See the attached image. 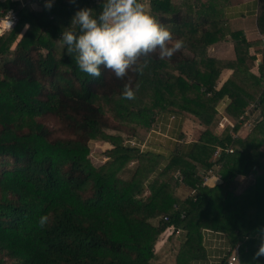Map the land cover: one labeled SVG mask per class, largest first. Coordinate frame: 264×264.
Returning <instances> with one entry per match:
<instances>
[{"label":"trees","instance_id":"obj_1","mask_svg":"<svg viewBox=\"0 0 264 264\" xmlns=\"http://www.w3.org/2000/svg\"><path fill=\"white\" fill-rule=\"evenodd\" d=\"M21 1L0 0V14L13 9L17 16L13 31L0 36V264H190L204 256V229L226 235L225 256L236 248L240 264H264V257L252 259L259 246L254 230L264 225V64L258 76L250 71L262 47L230 28L225 9L231 1L148 0L146 10L172 33L169 45L181 39L184 47L171 59L151 55L150 88L131 101L121 98L122 89L135 88L143 75L117 79L101 68L94 79L59 40L75 11H99V0H53L50 10L45 0L39 9ZM257 2L256 24L264 34V0ZM222 40L233 41V59L206 54ZM222 68L232 72L215 88ZM224 97L238 120L216 133ZM249 103L259 116L245 137H234ZM174 109L207 127L160 166L161 153L126 140L142 143L158 115ZM112 122L131 127V135L107 133ZM95 140L111 146L99 164L89 158ZM195 164L204 171L218 164L222 182L203 185ZM180 183L194 192L179 199ZM41 215L49 217L43 228ZM168 226L174 230L155 251Z\"/></svg>","mask_w":264,"mask_h":264},{"label":"clouds","instance_id":"obj_2","mask_svg":"<svg viewBox=\"0 0 264 264\" xmlns=\"http://www.w3.org/2000/svg\"><path fill=\"white\" fill-rule=\"evenodd\" d=\"M75 4L76 0H69ZM53 0H45L50 10ZM99 11L92 7L78 8L70 24L61 31L59 40L67 55L75 60L78 69L94 79L101 76V68L110 70L117 79L129 73L142 76L151 63L152 54L158 58L171 59L184 47V41L175 40L171 45V31L147 11L140 0H99ZM15 18L11 10L0 14V36L13 31ZM25 29L28 28L26 24ZM135 88L125 84L121 98L134 100ZM49 221L41 215V228ZM259 246L253 253V261L264 257V225L254 230Z\"/></svg>","mask_w":264,"mask_h":264},{"label":"crops","instance_id":"obj_3","mask_svg":"<svg viewBox=\"0 0 264 264\" xmlns=\"http://www.w3.org/2000/svg\"><path fill=\"white\" fill-rule=\"evenodd\" d=\"M229 6L225 9V15L229 26L233 30H239L241 34L248 41H255L259 37L260 31L256 24L257 15V0H230ZM23 1H21V4ZM233 41L222 40L208 46L206 54L210 57L217 59H233L235 57ZM257 46L254 44L250 47L253 51ZM257 54V53H256ZM256 59V55H255ZM254 61V66L250 71L258 76L259 65ZM231 69L222 68L219 76L216 80L215 88H219L226 81L231 74ZM238 101L241 105L245 104V97L241 93H237ZM228 98L224 97L217 105V110L221 114V118L215 128L216 133H219L224 126H233L237 122L238 118L235 117L229 110L226 109ZM259 108L256 104L249 103L246 110L239 116L238 129L233 133L234 137H245L254 126L257 117L259 116ZM171 113H174L171 117ZM252 117V118H251ZM207 127V123L202 119H198L194 115L188 113H181L174 110H168L158 115L155 124L150 129L147 137L143 143L145 148L154 152L161 153L163 159L160 166L164 165L172 151L184 152L188 150L190 144L196 141L200 134V129ZM259 150L262 152V159L264 161V143L259 146ZM214 157L211 158V161ZM253 165L250 163V167ZM213 175L206 178L204 185L212 187L220 184L222 178L218 172L219 165L214 164L211 167ZM251 177V175H249ZM239 180L244 179L243 176L238 175ZM183 184L178 188L179 192L188 190ZM160 239V238H159ZM167 239L161 240V245ZM202 246L204 250V256L198 259H194L190 264H218L223 256L226 255L229 250V241L223 232L212 231L204 229L202 231Z\"/></svg>","mask_w":264,"mask_h":264},{"label":"rangeland","instance_id":"obj_4","mask_svg":"<svg viewBox=\"0 0 264 264\" xmlns=\"http://www.w3.org/2000/svg\"><path fill=\"white\" fill-rule=\"evenodd\" d=\"M24 1V0H23ZM140 2L143 3L145 9H147L149 7V2L148 0H140ZM30 6H32L33 8L35 9H39L40 6H39V3H34V4H31ZM257 38L260 40V37L257 36ZM257 39V40H258ZM261 42V40H260ZM261 44V43H260ZM183 52L186 54V55H190L189 52H187L186 50H183ZM258 54V53H257ZM256 54V55H257ZM141 81H139V89L138 91H136V96H138L139 99L142 98V96L147 92V90L150 88V73L148 71V68L145 69V72L142 76V78L140 79ZM131 101V100H130ZM252 118V117H251ZM49 122L51 124H55L57 125V122L54 120V119H50ZM107 133H112V134H120L123 138H126L128 136L131 135L132 133V129L131 127H127V126H124L122 124H119V123H113L112 122V126L108 127L107 129H105ZM149 132H146L145 135H144V138L147 137ZM126 142H129V141H126ZM110 144L108 142H103L102 140H95V141H91L89 143V158L91 159L92 162L94 163H97L99 164L100 162H102L105 158V156L103 155V152L105 149H108L110 148ZM146 146H144L143 148L144 149H147L145 148ZM212 157H216L214 155V153L212 154ZM128 167H131L133 166V162H129L127 163ZM196 165V171H197V174L200 175V176H203V172H204V169H202V167L199 166V164H195ZM175 176L178 177V179L181 177L180 176V172L176 171L174 173ZM247 180L245 179H242V185L245 184ZM183 184V183H180L176 189H175V195L177 197H179V199H183L184 197L188 196L189 194H192L193 193V189L194 187H190L188 185H185L183 184L184 186H186L187 188H189L188 190L186 191H183V192H179L178 188L180 187V185ZM193 190V191H192ZM148 189H145L143 191V193L139 196V198H143L145 197L147 194H148ZM169 228L171 226H168ZM170 230V229H169ZM172 230V229H171ZM168 232V231H167ZM172 232V231H171ZM164 234L166 233H161L159 236H158V239H157V243H155V246H154V250H159V246L161 244V240L164 239ZM160 238V239H159ZM236 252H237V249L235 248L234 249ZM163 264H168V263H163Z\"/></svg>","mask_w":264,"mask_h":264},{"label":"built area","instance_id":"obj_5","mask_svg":"<svg viewBox=\"0 0 264 264\" xmlns=\"http://www.w3.org/2000/svg\"><path fill=\"white\" fill-rule=\"evenodd\" d=\"M40 1H42V0H25L22 4L28 3L29 5H31V4H34V3H39ZM9 10L12 11V13L14 15V18H15V23H16V21H17L16 12L13 9H9ZM259 37H260V40H261L262 50L256 55L255 61L257 62L256 63L257 65H260L262 63L264 64V34H260ZM171 117H173V116H171ZM126 141H129L128 143L130 145H138L140 148H143L144 147V143L143 142L142 143H138V142H136L133 139H127ZM227 150L228 151H232V149H227ZM219 151H220V148L219 147L216 148V150L214 151V155L215 156H218ZM211 175H213V171L211 170V168H208L207 170H205L203 172V183H202L203 185H204V181L206 180V178L209 177V176H211ZM173 230H174V228H173V226H171L170 228L169 227H166L162 232L163 233H166V234H164V236L167 237L171 233V231H173ZM220 264H240L239 259H238V255H237L236 251L235 250L230 251L227 254V256H225V258L223 259V261Z\"/></svg>","mask_w":264,"mask_h":264}]
</instances>
